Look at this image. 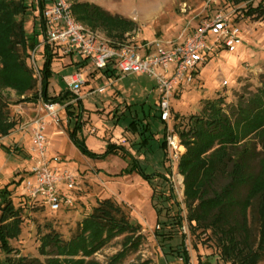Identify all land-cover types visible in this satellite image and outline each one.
Returning <instances> with one entry per match:
<instances>
[{"label":"rangeland","instance_id":"374dc122","mask_svg":"<svg viewBox=\"0 0 264 264\" xmlns=\"http://www.w3.org/2000/svg\"><path fill=\"white\" fill-rule=\"evenodd\" d=\"M69 1L72 5L74 2H87L102 7L114 16L132 20V27L114 38L110 37L106 30H93L85 23H81L108 43L116 46L133 45L140 52L144 51L142 46L156 41H163L167 45L180 44L191 36L198 26L220 14L230 16L241 27L243 42L238 50L229 52L223 49L211 54L207 63L202 65L196 82L181 88L176 93L172 101L175 120L171 122V126H174L179 138L181 131L190 128L191 117L200 116L208 101L223 99L224 112L231 113L243 98L252 95L262 86L264 21L246 15L250 5L256 7L262 0H249L240 5L226 0ZM24 2L27 5L24 22L31 45L27 64L36 76L32 55L35 52V60L40 69L47 44L38 0H24ZM50 49L55 56L53 61L55 71L70 65L62 61L65 56L70 55H65L58 49L51 47ZM40 76L37 77L38 91L41 90V73ZM62 77L56 74L51 79L49 88L51 96L65 93L67 90L73 93ZM90 77L92 76L87 79ZM129 77L126 85L132 82L142 84L145 81L153 84L156 81L155 78L148 79L147 76L130 75ZM225 82L227 85L223 84ZM86 86H89L87 80L84 87ZM82 91L77 95L78 97L81 96ZM33 93L21 97L12 89L3 91L9 103L11 117L18 121V125L9 136L0 138V215L3 197H8V201L11 200L15 208L22 210V232L16 239L9 241L16 257L21 256L34 262H46L48 257L41 252L45 235L53 232L60 235L63 241L75 238L80 232L81 223L93 212L99 202L110 199L128 215L134 226L140 227V232L135 236L123 233L111 235L93 255L85 257L87 264H186V259L183 257L185 252L189 255L188 264L224 263L219 249L208 239L210 232L206 235L197 232V235H194L187 222L181 232L172 230L178 208L171 201L166 200L171 187L182 204L183 215L186 216L187 212L184 204V179L178 170L180 155L179 158L174 156L167 144L163 147L166 128L161 122L150 117L144 119L135 115L127 119L125 112L118 111L116 106L109 109L101 108L84 115V132L89 138L86 145L88 149L102 153L111 143L125 146L148 173L162 174L165 178H156L152 184H149L136 174L121 176L127 164L118 157L94 160L82 155L72 142L67 143L64 134H54L67 131L69 118L66 111L62 110L58 124L47 120L46 133L51 141L53 153L60 155L64 160L65 168L76 176L75 188L72 190L65 188L66 194L73 203L57 213L34 207L28 198L27 187L34 182L32 168L37 160L33 136L24 125L38 115H44L45 112L40 107L42 99L37 103L34 100H24L30 98ZM182 146L181 154L186 150L183 143ZM220 184H224V180H221ZM153 188L156 190L154 198ZM157 228L159 235H175L174 239L158 237ZM53 249V246L47 248L49 256L53 254ZM0 256L3 257L1 250Z\"/></svg>","mask_w":264,"mask_h":264},{"label":"trees","instance_id":"16d2710c","mask_svg":"<svg viewBox=\"0 0 264 264\" xmlns=\"http://www.w3.org/2000/svg\"><path fill=\"white\" fill-rule=\"evenodd\" d=\"M226 1L240 5L249 0ZM38 4L42 14L43 0H38ZM26 10L24 0H0V138L9 136L18 125V121L11 117L3 91L12 89L21 97L34 92L24 100L68 103V135L82 155L94 160L118 156L128 161V167L121 172V176L136 173L149 184L156 178L164 179L162 174L148 173L123 146L111 143L103 154L88 149L82 132L85 123L79 97L69 90L57 96L49 93L55 57L49 45L45 48L40 68L41 90H37L39 79L27 64L31 45L24 22ZM73 12L80 22L93 30H106L112 38L120 36L133 25L132 20L114 16L102 7L87 2H74ZM246 15L264 21V0L256 7L250 5ZM41 19L44 30L43 17ZM116 33L119 34L111 35ZM223 105V99L208 101L200 116L191 117L190 128L180 132L186 150L180 155L178 170L184 179L187 215H183L182 204L171 187L166 200L178 208L172 230L181 232L187 222L194 235L210 232L208 239L219 249L223 264H261L264 262V74L262 86L243 98L234 111L224 112ZM166 144L165 141L163 147ZM221 180L224 184H220ZM153 190L154 198L156 190ZM21 215L22 210L15 208L8 197H3L0 215V250L3 257L0 256V264H87L85 257L93 255L111 235L123 233L135 236L140 232V227L134 226L119 206L110 199L104 200L83 220L75 238L63 241L56 233L45 235L41 252L48 258L46 262H34L16 257L9 243L22 232ZM158 229V237L174 239L175 235H159ZM50 246L54 249L49 256L47 248ZM183 257L188 264L187 252L183 253Z\"/></svg>","mask_w":264,"mask_h":264},{"label":"built area","instance_id":"2783aa9c","mask_svg":"<svg viewBox=\"0 0 264 264\" xmlns=\"http://www.w3.org/2000/svg\"><path fill=\"white\" fill-rule=\"evenodd\" d=\"M43 17L46 44L65 55H78L103 72L113 67L120 75H147L155 78L159 93L160 119L166 126L165 141L174 156L181 155L182 143L171 122L175 120L172 101L176 93L194 84L208 57L218 50L236 52L243 42L241 27L227 15H216L211 21L198 26L182 43L164 44L156 41L146 44L138 51L133 45H114L104 41L99 34L89 30L76 18L69 0H43ZM211 41V44H210ZM36 77L41 69L32 55ZM38 75V76H37ZM68 88L79 95L86 77L78 71L64 78ZM227 82L223 83L225 85ZM76 100L70 102L74 103ZM68 103L41 102L44 115L27 121L24 128L33 136L35 166L32 168L34 182L27 187V195L34 207L57 213L72 205L65 188L74 189L76 176L67 168L63 158L53 153L46 133L47 120L58 124L61 111ZM23 128V129H24Z\"/></svg>","mask_w":264,"mask_h":264},{"label":"crops","instance_id":"0c3cea01","mask_svg":"<svg viewBox=\"0 0 264 264\" xmlns=\"http://www.w3.org/2000/svg\"><path fill=\"white\" fill-rule=\"evenodd\" d=\"M44 57H45V54L43 58ZM66 58H69V59L65 60ZM71 58L73 61H71ZM62 61L67 62L70 65L67 67H62L61 69H58L59 71H55L54 70L55 63L52 62L53 63L52 70L54 72L53 76H55L56 74H59L60 76L62 75L63 76L62 78L64 79L68 75L74 74L78 71H82V72L84 71L86 80L87 82H89V86H86L83 89H81L83 91H82L81 96L79 97V100L81 101L80 104L82 105L81 114L83 117L84 115L89 114L91 112L93 113L95 111H98L101 108L109 109L110 107L114 108L116 106L118 108V111L120 110L122 112H125L126 114L125 116L128 117L127 119H131L132 117H135V115H139L140 117L144 119L145 117H150L152 120L161 122L162 126L166 128V126L160 119V114H159V100L160 99H159V93L157 90L156 81L153 82V84L150 81H145V82H142V84H137V83L132 82L126 85L125 83L130 78L129 77L130 75H120L113 67H110L109 69L103 72L96 71L94 68L90 66V63L88 64L87 61H83L81 57L75 54L70 55L68 57L65 56ZM81 63H85V64H81ZM82 66H85V68H82ZM90 75L92 77L87 79ZM137 76H147V75H137ZM150 78L151 77H149L148 79ZM50 83H51V80H50ZM77 112H80V111L77 109ZM114 114H115V111L112 114V117H114ZM83 121H84V118H83ZM68 128H69V122H68ZM68 128H67V131L65 132L66 134L56 133V132L54 134H57V135L64 134L66 137L67 143L72 142L68 135ZM84 131H85V128L83 129L82 132H83L84 138L86 139V144H87L89 138L86 137ZM112 144L117 145L116 143H112ZM125 149L127 148L125 147ZM106 150L103 151L102 153L100 152L97 154H103L106 152ZM129 153L131 154L130 151ZM108 157H111V156H108ZM114 157H118V156H114ZM102 160H105V159H102ZM124 162L127 164V166L124 168L126 169L128 167V161L124 160ZM125 176H129V175H125Z\"/></svg>","mask_w":264,"mask_h":264}]
</instances>
